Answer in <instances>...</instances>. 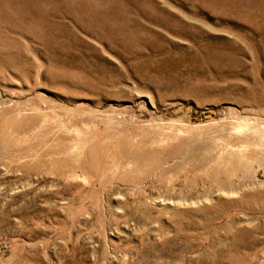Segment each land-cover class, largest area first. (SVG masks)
<instances>
[{
  "label": "rangeland",
  "instance_id": "rangeland-1",
  "mask_svg": "<svg viewBox=\"0 0 264 264\" xmlns=\"http://www.w3.org/2000/svg\"><path fill=\"white\" fill-rule=\"evenodd\" d=\"M245 124L264 0H0V264H264Z\"/></svg>",
  "mask_w": 264,
  "mask_h": 264
},
{
  "label": "bare ground",
  "instance_id": "bare-ground-1",
  "mask_svg": "<svg viewBox=\"0 0 264 264\" xmlns=\"http://www.w3.org/2000/svg\"><path fill=\"white\" fill-rule=\"evenodd\" d=\"M248 125H240L238 127V131L242 134L243 137H246V135L250 132H255V135L260 139L264 140V129H258V130H251L252 128H247ZM246 127V128H245Z\"/></svg>",
  "mask_w": 264,
  "mask_h": 264
}]
</instances>
